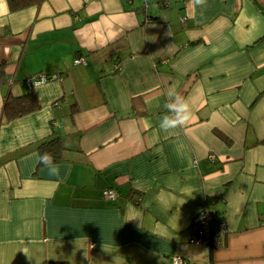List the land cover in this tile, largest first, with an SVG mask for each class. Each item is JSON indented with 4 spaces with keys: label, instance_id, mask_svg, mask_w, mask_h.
Here are the masks:
<instances>
[{
    "label": "crops",
    "instance_id": "0c3cea01",
    "mask_svg": "<svg viewBox=\"0 0 264 264\" xmlns=\"http://www.w3.org/2000/svg\"><path fill=\"white\" fill-rule=\"evenodd\" d=\"M0 65V264H264V0H0ZM173 88L192 117L169 135ZM204 209L216 247L189 242Z\"/></svg>",
    "mask_w": 264,
    "mask_h": 264
},
{
    "label": "trees",
    "instance_id": "16d2710c",
    "mask_svg": "<svg viewBox=\"0 0 264 264\" xmlns=\"http://www.w3.org/2000/svg\"><path fill=\"white\" fill-rule=\"evenodd\" d=\"M40 2V0H7V4L11 10H19L30 4H35ZM163 7L166 6V3L161 4ZM146 22V19H145ZM3 65H0V77L2 76ZM32 89H29V92L19 96H13L8 94L5 100L3 101L1 114L6 119H12L23 114L32 112L38 108L37 99L32 92ZM221 139L226 141V138L217 134ZM264 143V141H262ZM38 153L43 154L45 152L51 154L53 157V163L59 162L61 160V143L59 138L54 137L49 140L43 141L37 146ZM40 165H43L39 163ZM44 264H67V263H51L45 262Z\"/></svg>",
    "mask_w": 264,
    "mask_h": 264
},
{
    "label": "clouds",
    "instance_id": "9594fccd",
    "mask_svg": "<svg viewBox=\"0 0 264 264\" xmlns=\"http://www.w3.org/2000/svg\"><path fill=\"white\" fill-rule=\"evenodd\" d=\"M194 6L204 8L207 6V0H192ZM36 87V85H35ZM168 101L164 104L165 114L159 121V131L174 135L176 131L187 125L192 117L191 106L189 101L178 94L175 89H170L167 93ZM37 162L44 164L49 169V174L58 176L60 168L53 163L51 154L45 152L43 154H35Z\"/></svg>",
    "mask_w": 264,
    "mask_h": 264
},
{
    "label": "built area",
    "instance_id": "2783aa9c",
    "mask_svg": "<svg viewBox=\"0 0 264 264\" xmlns=\"http://www.w3.org/2000/svg\"><path fill=\"white\" fill-rule=\"evenodd\" d=\"M129 1V0H127ZM149 19H147L148 21ZM150 21V20H149ZM85 61L83 58L79 57L74 60V64H84ZM56 76H46L43 74H39L35 77H29L24 80V84L28 89L33 88V86L43 83L51 78ZM102 198L106 201H115L116 192L112 189H105L101 192ZM213 218V211L210 209H204L201 213L196 217L195 224H197V229L194 231V235L190 238L189 242L192 245H204L209 243L212 246H218L221 242V238L225 233V223L224 221H219L217 223V229L214 232L209 231V221ZM182 260L180 257H175L173 259V264H182Z\"/></svg>",
    "mask_w": 264,
    "mask_h": 264
}]
</instances>
